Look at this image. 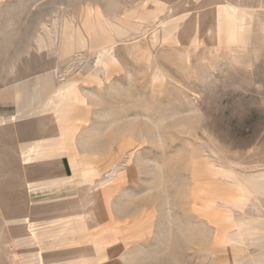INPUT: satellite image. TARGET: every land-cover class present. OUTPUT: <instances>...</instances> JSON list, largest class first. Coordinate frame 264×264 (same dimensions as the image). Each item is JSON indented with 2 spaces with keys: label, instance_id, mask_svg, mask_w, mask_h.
<instances>
[{
  "label": "rangeland",
  "instance_id": "obj_1",
  "mask_svg": "<svg viewBox=\"0 0 264 264\" xmlns=\"http://www.w3.org/2000/svg\"><path fill=\"white\" fill-rule=\"evenodd\" d=\"M91 15L95 30L86 29ZM98 16L111 22V30L98 29ZM58 18L78 28L70 56L38 49V36L56 32ZM60 35L58 51H71L65 46L71 32ZM99 46L106 50L104 66H91ZM38 54L56 64L33 62L24 65L32 71L22 69ZM45 68V100L55 103L53 88L70 85L59 102L64 143L76 158L95 151L98 172L112 164L152 170L167 165L175 173L185 167L192 206L202 195L208 221L206 230L201 227L206 249L192 239L185 264H264L263 256L253 257L264 246V0H2L5 118L17 114L14 78L29 79ZM78 86L88 104L65 111L85 102ZM112 118L120 120L109 127ZM117 124L137 133L113 140ZM14 225L0 216L1 264L7 256L16 264L28 257L13 249H24L14 241ZM198 233L192 216V238Z\"/></svg>",
  "mask_w": 264,
  "mask_h": 264
},
{
  "label": "crops",
  "instance_id": "obj_2",
  "mask_svg": "<svg viewBox=\"0 0 264 264\" xmlns=\"http://www.w3.org/2000/svg\"><path fill=\"white\" fill-rule=\"evenodd\" d=\"M97 18L102 24L99 30H111L109 20ZM54 22L61 23L59 29L51 31L53 35L38 36V49L48 53L53 47L57 57L70 56L72 51H58L60 34L70 31V42L65 46H73L77 38L72 32L78 28L60 18ZM87 25L88 30L96 29L94 15L87 19ZM33 62L43 66L55 63L38 54L27 58L22 69L32 71L24 65ZM45 75L46 68L29 79L14 78L17 114L5 118L6 112L0 111V216L18 229L14 241L24 249L19 252L15 244L13 249L28 256L20 264H185L196 238L198 243L203 241L205 250L206 234L204 231L202 236L201 227L208 225L206 200L199 194L192 206L191 178L186 176L185 167L175 173L167 165L152 170L112 164L98 172L95 151L76 158L73 147L64 143L67 127L63 107L45 100ZM78 93L85 102L65 111L88 104L79 86ZM119 120L112 118L109 127ZM117 126L111 131L113 140L137 133L126 125ZM52 160H56L55 165ZM80 161L84 165H75ZM192 216L199 225L193 238ZM32 234L34 238L29 237ZM261 248L253 257H264V246ZM201 249L199 246V252ZM12 259L7 256V264Z\"/></svg>",
  "mask_w": 264,
  "mask_h": 264
},
{
  "label": "bare ground",
  "instance_id": "obj_3",
  "mask_svg": "<svg viewBox=\"0 0 264 264\" xmlns=\"http://www.w3.org/2000/svg\"><path fill=\"white\" fill-rule=\"evenodd\" d=\"M224 14H226V13L224 12ZM209 30L212 31L213 30V26L209 27ZM71 48H72L71 51L74 53L75 50H76L75 46H72ZM105 53H106V50H105V48L103 46H99L98 48H96L95 51H94V55H93L94 58L92 60H90L89 64L91 66H101V67H103L104 66V61L103 60H104V57H105ZM69 86H70L69 83H64L63 85H60L59 87H56V88L54 87L53 88L52 94L54 96H56V98H57V101H55V103H53V106H55V107L61 106L59 101L67 94ZM244 235L245 234H243L242 236L244 237ZM13 261H14V258L11 260V263H13Z\"/></svg>",
  "mask_w": 264,
  "mask_h": 264
}]
</instances>
